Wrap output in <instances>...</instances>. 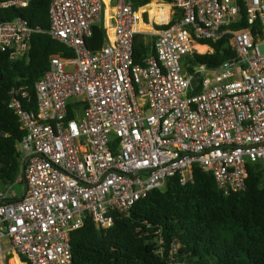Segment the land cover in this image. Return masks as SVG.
<instances>
[{
  "label": "built area",
  "instance_id": "1",
  "mask_svg": "<svg viewBox=\"0 0 264 264\" xmlns=\"http://www.w3.org/2000/svg\"><path fill=\"white\" fill-rule=\"evenodd\" d=\"M171 4L180 14L155 34L154 53L136 63L142 13L129 0H116L113 37L95 52L85 40L102 0H50L46 32L75 57H50L35 82L37 112L24 110L23 87L11 89L9 107L24 130L15 182L24 179L26 190L0 189V264H9L10 251L26 264H69L71 233L86 219L108 228L167 178L191 182L194 166L211 172L225 194L237 192L248 165L264 164V0ZM34 30L21 16L0 21V50L13 60L27 56ZM225 35L234 58L184 70L199 39Z\"/></svg>",
  "mask_w": 264,
  "mask_h": 264
},
{
  "label": "trees",
  "instance_id": "2",
  "mask_svg": "<svg viewBox=\"0 0 264 264\" xmlns=\"http://www.w3.org/2000/svg\"><path fill=\"white\" fill-rule=\"evenodd\" d=\"M3 0H0V3ZM136 9L152 0H129ZM172 3L173 0H162ZM50 0H30L27 6H0V21L16 16L27 19L35 30L27 56L11 59L0 50V181L13 183L19 173L17 143L24 135L18 116L9 107L13 87H23L24 110L37 112L35 82L49 67L52 56L75 57L73 48L50 35ZM172 19L170 22H173ZM239 25H242L240 23ZM235 25V26H239ZM167 27V25H166ZM86 47L95 52L106 35L96 22ZM210 46L205 53L192 52L183 58L186 72L197 65L215 68L236 56L230 35L216 41L199 39ZM154 53L153 41L141 33L134 36L133 59ZM197 92V88L192 93ZM70 104L69 117H73ZM69 264H264V164L248 165L245 188L225 194L211 172L193 168V180L181 184L169 177L161 187L136 200L129 214L116 213L113 224L101 228L86 219L71 233ZM22 262L27 260L20 256ZM10 256L9 264H16Z\"/></svg>",
  "mask_w": 264,
  "mask_h": 264
},
{
  "label": "crops",
  "instance_id": "3",
  "mask_svg": "<svg viewBox=\"0 0 264 264\" xmlns=\"http://www.w3.org/2000/svg\"><path fill=\"white\" fill-rule=\"evenodd\" d=\"M115 5L116 0H102V11L98 23L101 22L100 24L104 29V33L107 39H112L114 34L113 14ZM139 12L142 13V19L138 23V33L143 34L145 37H149V39L152 41L154 40L155 34L166 27V22H170L172 19L175 20L178 17L179 13V11L175 7H173L171 3H164L162 0H152L150 3L140 7ZM155 19L159 22V25L161 27H156L154 25ZM197 45L206 47L205 50L201 51L202 53L212 50L210 46L206 44ZM10 256H14L18 264H22L20 257H18L13 251H10L9 258Z\"/></svg>",
  "mask_w": 264,
  "mask_h": 264
},
{
  "label": "rangeland",
  "instance_id": "4",
  "mask_svg": "<svg viewBox=\"0 0 264 264\" xmlns=\"http://www.w3.org/2000/svg\"><path fill=\"white\" fill-rule=\"evenodd\" d=\"M99 22V21H98ZM101 23V22H100ZM99 23V24H100ZM150 23H151V21H150ZM101 25V24H100ZM154 25L156 26V27H161L160 25H159V22L155 19L154 20ZM197 49H198V47H197ZM197 49H195L197 52H201L199 49L197 50ZM202 53V52H201ZM204 53V52H203ZM73 68V66L72 65H69V64H66V69H72ZM15 182V181H14ZM13 182V186H12V190L15 192V194L17 195V196H20L21 194H22V192H23V190H24V186H23V182H21V183H14ZM10 184V183H9ZM9 185L8 184H3L1 181H0V189H3V188H7ZM16 264H18L17 262H16ZM22 264H26V262H22Z\"/></svg>",
  "mask_w": 264,
  "mask_h": 264
},
{
  "label": "water",
  "instance_id": "5",
  "mask_svg": "<svg viewBox=\"0 0 264 264\" xmlns=\"http://www.w3.org/2000/svg\"><path fill=\"white\" fill-rule=\"evenodd\" d=\"M196 81H197V77L195 76V77H193L191 80H190V86H191V88H194V86H195V84H196ZM23 186H24V190L23 191H25L26 190V182H25V180L23 179Z\"/></svg>",
  "mask_w": 264,
  "mask_h": 264
},
{
  "label": "bare ground",
  "instance_id": "6",
  "mask_svg": "<svg viewBox=\"0 0 264 264\" xmlns=\"http://www.w3.org/2000/svg\"><path fill=\"white\" fill-rule=\"evenodd\" d=\"M158 12H160V11H158ZM164 13V12H163ZM159 14V13H158ZM163 18V17H162ZM205 48L206 47H204V46H198V49L200 50V51H203V50H205Z\"/></svg>",
  "mask_w": 264,
  "mask_h": 264
}]
</instances>
